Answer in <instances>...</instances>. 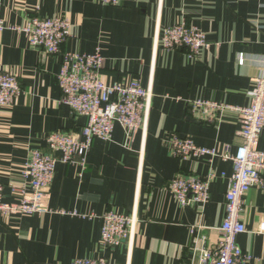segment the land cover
Masks as SVG:
<instances>
[{"label":"crops","instance_id":"1","mask_svg":"<svg viewBox=\"0 0 264 264\" xmlns=\"http://www.w3.org/2000/svg\"><path fill=\"white\" fill-rule=\"evenodd\" d=\"M63 15L72 35L58 53L32 47L12 29L30 15ZM0 64L18 76L21 92L0 108V180L3 201L16 202L9 184L20 181V169L31 150H47L46 137L56 130L80 135L86 122L59 102L57 84L61 53L92 52L103 56L101 74L126 85L138 79L151 91L146 123L127 135L115 123L109 140L94 138L83 163L57 162L48 189L46 213L0 217V264H71L79 257L105 256L109 264H198L194 245L210 248L220 239L225 191L232 161L214 156L180 159L171 153L173 136L189 137L198 146L226 148L241 143L240 125L229 114L216 125L195 119L187 100L205 98L236 105L248 103L247 92L264 57V0H0ZM184 19L206 33L209 47L196 58L182 49L156 44L160 31ZM243 53L244 62H238ZM257 148L264 150V130ZM57 157L60 153H55ZM217 176L202 207L178 204L168 189L178 172ZM224 172L222 176L220 173ZM113 210L136 213L132 245L106 247L100 239V217ZM246 231L237 235L246 264H264V187L254 186L243 199ZM203 225L196 237L191 225Z\"/></svg>","mask_w":264,"mask_h":264},{"label":"built area","instance_id":"2","mask_svg":"<svg viewBox=\"0 0 264 264\" xmlns=\"http://www.w3.org/2000/svg\"><path fill=\"white\" fill-rule=\"evenodd\" d=\"M102 4L118 5L121 0H97ZM0 19V34L6 28ZM12 29L23 33L32 47L46 54L58 53L62 43L72 35V23L63 15L41 17L30 15ZM156 44L163 49H182L190 58H196L209 47L206 33L184 19L164 27L156 36ZM238 62H244L239 53ZM103 56L100 48L92 52L65 51L61 53L57 84L61 92L59 102L67 105L76 115L86 117L80 135L56 130L46 137L47 150L33 149L20 169V181L9 184L16 195V202L3 201L4 184L0 180V217L16 214L46 213L48 189L57 162L83 163L92 140H109L115 123L131 135L146 123L150 107L151 91L138 79L123 85L103 79ZM21 92L18 76L0 64V108L11 106ZM248 103L236 105L227 101L195 98L187 100L190 114L206 124L216 125L229 114L237 116L241 143L234 154L226 148L221 154L214 147L198 146L189 137L173 136L170 140L172 155L182 160L189 157L214 156L232 161L233 171L228 177L225 191V216L219 230L220 239L210 248H199L195 238L198 264H246L252 256L242 250L237 235L246 231L241 219L243 199L250 188L264 187V150L257 148L259 135L264 130V57L262 66L247 92ZM60 153L57 157L55 153ZM220 175L224 176L222 172ZM217 176L211 167L204 175L178 172L169 180L168 189L179 205L194 203L203 208L209 198V186ZM138 217L135 212L124 214L105 211L100 217V239L104 246L114 247L121 242L132 245ZM203 225H191V235L197 236ZM71 264H109L105 256L79 257Z\"/></svg>","mask_w":264,"mask_h":264}]
</instances>
